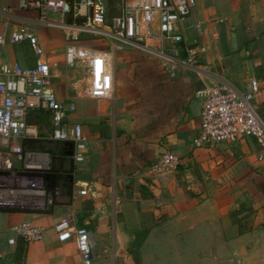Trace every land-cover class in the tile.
<instances>
[{"label":"crops","instance_id":"1","mask_svg":"<svg viewBox=\"0 0 264 264\" xmlns=\"http://www.w3.org/2000/svg\"><path fill=\"white\" fill-rule=\"evenodd\" d=\"M0 7H8L17 22L36 18L19 11L18 0H0ZM187 28L188 38L199 39L200 70L182 63L172 77L151 55L112 50L111 96L81 102L69 119L82 125L89 140L85 162L76 165L71 158L72 195L60 186L50 214H21L14 221L46 229L43 242L29 244L26 264H82L75 243L57 240L54 226L65 218L91 232L95 264H113L106 256L125 251L141 232L144 264L154 263L149 257L168 246L181 264H258L257 254L264 260V153L251 138L194 145L200 90L222 83L244 92L256 78V99L264 105V0H199ZM25 47L1 48L0 57L33 66L35 57ZM168 152L180 164L158 174L153 167ZM65 162L61 166L69 169ZM244 208L255 213L241 234L239 224L250 216ZM14 222L5 215L2 230Z\"/></svg>","mask_w":264,"mask_h":264},{"label":"built area","instance_id":"2","mask_svg":"<svg viewBox=\"0 0 264 264\" xmlns=\"http://www.w3.org/2000/svg\"><path fill=\"white\" fill-rule=\"evenodd\" d=\"M198 2L120 0V14L109 18L102 0H18L19 11L36 14L28 24L17 22L8 7H0V49L26 43L35 57L33 66L0 57V230L5 215L44 212L55 206L59 195L60 188L53 190L42 175L51 169L49 154L24 145L27 140L40 138L39 127L28 122L32 113L51 114L50 139L70 143L76 165L85 162L89 150L82 125L69 123L77 105L59 99L55 91L53 67L36 26L61 33L67 62H80L87 70L88 97L102 100L109 98L114 88L112 53L85 45L99 42L116 52L142 51L156 58L172 77L177 76L182 63L200 70L199 39L187 37V23ZM260 92L261 84L256 78L249 80L244 92L222 83L200 90V134L194 145L236 144L251 138L264 153V118L256 99ZM179 164V157L168 152L153 170L169 173ZM9 229L15 233L8 240L13 246L18 237L29 244L41 243L46 237V229L30 220L14 223ZM54 231L59 242L76 244L82 264H93L94 239L87 228L65 218L55 224Z\"/></svg>","mask_w":264,"mask_h":264},{"label":"rangeland","instance_id":"3","mask_svg":"<svg viewBox=\"0 0 264 264\" xmlns=\"http://www.w3.org/2000/svg\"><path fill=\"white\" fill-rule=\"evenodd\" d=\"M107 8V13L109 18L120 14V0H116L114 3H109V0H102ZM35 30L41 41V46L45 51L53 69V74L55 75L53 83L55 90L59 97L72 99L77 106L83 101H88L90 98L87 95L89 81L86 68L82 63L70 64L66 60V42L62 37L61 33L56 30L45 29L36 26ZM85 46H92L97 50L104 52H112V48L106 44L100 45L99 42L87 43ZM27 55L31 56V51L29 47H25ZM30 58V57H29ZM56 65V67H54ZM40 131V144H42L45 149L35 148L34 151L49 154L50 156V167L58 169L61 167L62 159L59 145L57 142L50 139L51 125L49 122L44 123L39 129ZM66 166L69 168L72 165V159H66ZM1 179V178H0ZM61 195V188L59 195ZM244 211L250 213L249 219L242 222V226L248 227L250 222L253 220L254 209L244 208ZM238 213V212H237ZM24 213H9L8 218L10 223L14 222L15 219L21 217ZM240 213L232 215L234 222L239 220ZM17 223V222H14ZM262 227V226H261ZM263 229V228H262ZM143 232L138 233L137 236L131 240L129 247L125 251L119 253L115 256H106V259L113 264H144L145 255L143 254ZM11 236H15V233L9 230H0V264H9L10 256L14 251L15 246L10 245L8 240ZM245 242H250L248 238L242 239ZM258 255V264H264V260L261 259L260 254ZM147 256V255H146ZM241 256L245 257L246 254L243 252ZM178 257L176 250L173 247H162L161 250L157 252L156 256L149 257L153 258L155 261L152 264H181L178 262ZM248 264L244 261L238 260H227V264ZM95 264V261L93 262ZM111 264V263H109Z\"/></svg>","mask_w":264,"mask_h":264},{"label":"trees","instance_id":"4","mask_svg":"<svg viewBox=\"0 0 264 264\" xmlns=\"http://www.w3.org/2000/svg\"><path fill=\"white\" fill-rule=\"evenodd\" d=\"M116 0H109V3H114ZM260 113L262 117L264 118V105L260 108ZM28 122L31 124H36L39 129L43 126L44 123L49 122L51 125V132L53 130L52 125V116L48 112H35L30 115L28 118ZM56 142V141H55ZM40 140H27L24 142V145L26 148L29 149H45V147L40 144ZM59 145V149L61 152V156L64 158L66 157V152L68 151L69 147L65 145V143L57 142ZM68 159L67 157L65 159H62L63 162ZM72 171L73 168L64 169V166H61L58 169L51 168L50 170L42 173L44 178L48 181V184L52 186V189L55 190L56 188H59L60 186H63L66 189V192L68 195H72L73 190V182L71 181L72 178ZM52 212V208L49 210H46L44 214H50ZM240 227V233H244L242 224H239ZM29 250V243L26 242L23 238L18 237L16 239V245L14 248L13 253L10 256V262L9 264H26V258L28 255Z\"/></svg>","mask_w":264,"mask_h":264},{"label":"flooded vegetation","instance_id":"5","mask_svg":"<svg viewBox=\"0 0 264 264\" xmlns=\"http://www.w3.org/2000/svg\"><path fill=\"white\" fill-rule=\"evenodd\" d=\"M73 153H74V151H73V146H72V147H69L68 151H67L65 154H66V157H67L68 159H71Z\"/></svg>","mask_w":264,"mask_h":264},{"label":"water","instance_id":"6","mask_svg":"<svg viewBox=\"0 0 264 264\" xmlns=\"http://www.w3.org/2000/svg\"><path fill=\"white\" fill-rule=\"evenodd\" d=\"M208 145H211V143H209ZM66 146L72 147L70 143H67Z\"/></svg>","mask_w":264,"mask_h":264}]
</instances>
